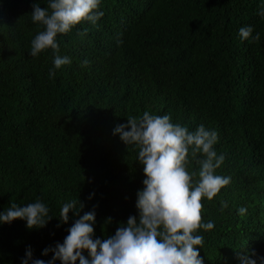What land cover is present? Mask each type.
I'll return each mask as SVG.
<instances>
[{"label":"trees","instance_id":"1","mask_svg":"<svg viewBox=\"0 0 264 264\" xmlns=\"http://www.w3.org/2000/svg\"><path fill=\"white\" fill-rule=\"evenodd\" d=\"M0 264H264V0H0Z\"/></svg>","mask_w":264,"mask_h":264}]
</instances>
